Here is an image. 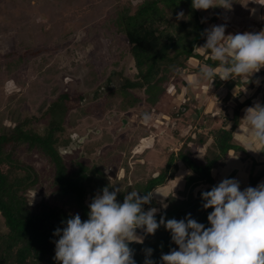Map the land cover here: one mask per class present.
<instances>
[{
  "label": "trees",
  "instance_id": "trees-1",
  "mask_svg": "<svg viewBox=\"0 0 264 264\" xmlns=\"http://www.w3.org/2000/svg\"><path fill=\"white\" fill-rule=\"evenodd\" d=\"M69 1L55 0L48 3V7L42 8L48 11L47 23L35 24L30 27L32 32L28 31L26 26L21 29L23 38L27 37V44L30 40L44 43L58 34L64 15L71 16ZM102 1L111 12L109 19L104 23L105 29L114 28L126 37L136 69L135 80L125 81L115 91V96L117 95L120 102L118 106L123 111L140 108L142 100L133 93L134 89L139 88L143 89V100L148 106L141 115H149L167 91V85L178 78L182 71L190 70V59L198 61L199 64L194 70L199 73L206 65L212 66L213 69L218 67L219 62L212 59L209 51H197V46L206 43L207 28L201 21L198 10L192 7V0H141L135 7L130 0ZM22 3L29 6L30 1L23 0ZM98 8L93 10L100 13ZM180 8L184 10V20L176 19V11ZM211 20L213 21V17ZM45 24L49 25L47 31ZM258 75H261V78L254 94L261 93L264 98V68L248 76L251 81L244 82L243 85L252 88ZM222 83L223 80L218 76L212 82L214 88L220 87ZM239 96V93L232 95L227 92L222 97L225 107L229 100L234 104L228 121L220 128L211 127L212 120L208 113L203 116L207 125L199 124L195 119L199 129L192 120L191 127L196 129L194 136L190 134L180 137L175 133V137L181 141L178 149L163 156L162 163L154 169L155 176L150 175L144 179L137 178L133 169L130 174L125 171L123 177L112 179L104 170L106 157L92 164L81 160H72L69 164L65 162L58 146L65 131L64 118L68 111L66 101L69 98L67 93L60 94L47 107L41 109L39 114L11 116L10 125L3 124L4 116H1L0 264H60L54 259L55 241L59 239L54 232L57 228L62 229L65 226L62 221L75 214H79L82 221L87 220L90 210L88 205L96 195L102 194L105 187L109 191L120 189L117 192L119 203H123L124 197L133 190L138 191L141 196L152 193L157 186L174 177L180 163L188 170L184 175L183 189L176 195L169 193L162 202L152 196L150 203L143 205V208L145 211L157 208L155 218L158 223L161 217L166 222L168 219H185L191 214L192 219L204 224L206 228L210 227L207 217L213 209L203 208L201 194L217 185L214 184L211 170L223 164L229 153H240L241 159L249 163V186H256L264 177V162H256L241 145L233 142V131L240 122L241 109L244 106H253L251 98L239 102ZM187 100L190 101V97ZM179 110L181 112V109ZM41 119L44 124L39 129L35 125ZM202 128L203 132L200 131ZM144 129L140 133L142 137L148 134ZM208 139L211 141L204 151L203 159L198 160L194 157L190 144L204 145ZM20 148H24L26 152L37 151L48 159L54 169L51 183L54 193L57 199L66 202L67 207L45 201L35 205L30 203L29 192L38 184L39 174L31 164L18 156ZM201 185L207 187L198 188ZM136 232L142 233V242L129 244L133 249L136 264H144L146 257L154 264H163L162 254H168L172 249L179 250L178 245L171 239V232L164 225L154 234H147L144 229L139 228ZM147 249L152 250L150 256L147 255Z\"/></svg>",
  "mask_w": 264,
  "mask_h": 264
},
{
  "label": "rangeland",
  "instance_id": "rangeland-1",
  "mask_svg": "<svg viewBox=\"0 0 264 264\" xmlns=\"http://www.w3.org/2000/svg\"><path fill=\"white\" fill-rule=\"evenodd\" d=\"M29 1L26 6L23 0H0V117L4 116L3 124L10 125L11 116L39 114L60 94L67 93L65 131L58 146L67 164L72 160L92 164L106 157L104 170L112 179L133 170L137 178L144 179L155 176L154 169L162 163L163 156L178 149L181 141L175 133L180 137L195 135L192 120L197 129L201 123L207 125L203 116L208 113L213 128H220L228 121L234 102L229 100L227 104H233L223 107L221 99L228 92L225 83L230 80H223L224 85L214 88L211 81L202 79L194 70L199 64L196 59L188 61L190 70L182 71L167 85V91L147 115L148 119L141 115L148 107L143 100V89L133 90L142 100L140 108L123 111L118 106L115 91L125 81L135 80L136 69L126 37L114 28L105 29L110 8L102 0H70L71 16L64 15L58 34L40 44L29 38L27 44L21 29L26 26L32 32L30 27L47 23L48 11L42 8L55 2ZM130 2L135 7L141 0ZM213 3L219 4L220 0ZM93 8H98L100 13ZM180 12L184 10L176 11V19L184 20L185 13L177 18ZM198 13L207 29L225 25V35L264 30V0H231L230 8L215 6L198 10ZM45 25L47 31L49 25ZM200 47L197 46V51L203 52ZM215 71L219 72V68ZM247 79L243 76L237 80L243 84ZM43 124L41 119L35 126L41 129ZM143 129L148 132L145 137L140 134ZM210 141L208 139L204 145L190 144L195 158L203 159ZM18 156L39 174L38 184L29 192L30 203L45 201L67 207L54 193L51 185L54 169L48 159L37 151L26 152L24 148L19 149ZM187 172L185 167L179 166L174 177L157 186L152 196L162 202L169 193L176 195L183 189ZM219 179L216 176L214 184L223 180ZM260 183H264V179ZM136 234L142 238V233Z\"/></svg>",
  "mask_w": 264,
  "mask_h": 264
},
{
  "label": "clouds",
  "instance_id": "clouds-1",
  "mask_svg": "<svg viewBox=\"0 0 264 264\" xmlns=\"http://www.w3.org/2000/svg\"><path fill=\"white\" fill-rule=\"evenodd\" d=\"M231 7V0H192V7L207 10L210 7ZM183 12L177 14L182 18ZM225 25L205 29L206 43L200 48L209 51L219 62V72L206 65L200 77L212 82L251 76L264 67V30L258 33L225 35ZM197 83L199 81H196ZM259 81H257L258 83ZM145 119H148L145 114ZM249 126L255 142L264 145V105L257 102L245 109L242 119ZM103 188L88 205V219L79 214L62 221L65 226L54 232V259L60 264H136L131 242H142L136 229L154 234L161 226L171 232L178 249L162 254L163 264H264V183L243 190L235 179H223L210 191L201 194L203 208H211L207 220L210 227L198 223L189 214L185 219L161 217L159 223L153 207L147 211L143 205L150 203L153 193L141 196L131 191L123 203L117 201V192ZM167 207V205H164ZM150 256L152 250L147 249ZM144 264H154L146 257Z\"/></svg>",
  "mask_w": 264,
  "mask_h": 264
},
{
  "label": "crops",
  "instance_id": "crops-1",
  "mask_svg": "<svg viewBox=\"0 0 264 264\" xmlns=\"http://www.w3.org/2000/svg\"><path fill=\"white\" fill-rule=\"evenodd\" d=\"M218 68L219 67L215 68L214 70H216ZM262 68H264V67H262ZM256 73H258V72H256ZM246 77L248 79L245 82L249 83L251 81V79L248 76H246ZM260 78H261V75H258L257 81H260ZM229 80L230 81H228V83H225V84H227L225 86H228L227 91L230 92L232 95H236L237 93H239V95H240L238 97L239 102H242L245 99L251 97V103L253 105L257 102L264 105V98L262 97V94L261 93H258L257 95L254 94L259 82L257 83V81H255L254 86L251 88V87L244 86L242 84V81H238L237 79H229ZM222 85H224V83H222ZM232 104L233 103H231V102L229 103L230 106ZM223 107H225V106L223 105ZM248 107H251V106H244L241 109L240 122L237 125V127L235 128V130L233 131V142L241 145L245 149V151L256 162H264V145H260L258 142H255L252 139V137L250 136V133H249V126L246 124L245 121L242 120L244 115H245V109ZM248 167H249V163L247 161L241 159L240 153L231 152L228 154V156L226 157V160L223 164L217 165L215 168H213L211 170V175L215 181H216V176L218 177V179L220 178L219 180L226 179V178L227 179H235L239 182L241 190H243L244 188L249 187V185H248ZM227 168H229V170ZM231 170H235V171L233 172ZM243 176H246L245 179ZM263 179H264V177L261 178V180H259L258 183L260 181H262ZM258 183H257V185H258ZM256 186H251V187H256Z\"/></svg>",
  "mask_w": 264,
  "mask_h": 264
}]
</instances>
